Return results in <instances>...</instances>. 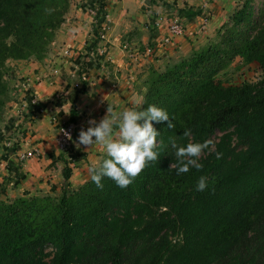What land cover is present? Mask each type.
I'll return each mask as SVG.
<instances>
[{
	"label": "trees",
	"instance_id": "obj_1",
	"mask_svg": "<svg viewBox=\"0 0 264 264\" xmlns=\"http://www.w3.org/2000/svg\"><path fill=\"white\" fill-rule=\"evenodd\" d=\"M259 1L242 0L216 41L149 70L137 110L162 108L175 128L153 122L164 144L159 161L127 188L105 177L103 189L90 179L60 195L11 199L0 189V264H264V6L257 10ZM99 8L101 24L105 14ZM70 9L71 0H0V110L10 101L11 64L44 61ZM236 60L258 64L260 80L226 86L220 76ZM87 90L84 82L77 95ZM189 129L191 136L185 137ZM169 137L178 147L218 141L200 157L202 170L177 175L170 168L176 158ZM201 176L208 180L204 191L197 190Z\"/></svg>",
	"mask_w": 264,
	"mask_h": 264
},
{
	"label": "crops",
	"instance_id": "obj_2",
	"mask_svg": "<svg viewBox=\"0 0 264 264\" xmlns=\"http://www.w3.org/2000/svg\"><path fill=\"white\" fill-rule=\"evenodd\" d=\"M81 1V6H73L69 12L44 61L11 64L10 101L0 110V189L4 188L11 197L56 195L65 187L89 181L92 167L98 166L106 153L99 144L89 149L77 148L80 130L90 126V119L99 122L107 114L108 103L117 112L139 107L135 101L143 100V84L149 70L163 68L170 62L171 53L184 44L180 37L171 46H159L169 38L173 21H181L189 33L202 23L201 15H209L213 20L208 29L203 28L207 30L203 35L211 34L223 25L224 14L240 2ZM208 1L213 3V10ZM90 2L101 5L105 14L103 24L95 23L89 15ZM178 10H184L181 17ZM126 45L130 48L128 52L123 49ZM67 48L72 52L69 58L61 52ZM149 48L152 55L146 54ZM82 75L86 76L88 90L77 95L76 84ZM35 104L43 108H35ZM73 112L76 113L73 146L69 152L60 153L56 137L62 125L72 123ZM31 150L39 151V157L20 162L19 155Z\"/></svg>",
	"mask_w": 264,
	"mask_h": 264
},
{
	"label": "clouds",
	"instance_id": "obj_3",
	"mask_svg": "<svg viewBox=\"0 0 264 264\" xmlns=\"http://www.w3.org/2000/svg\"><path fill=\"white\" fill-rule=\"evenodd\" d=\"M47 11H52L48 9ZM136 105H142V100H136ZM167 122V128L174 129L175 125L169 118L167 111L155 105H149L143 110L130 108L117 112L114 106L108 103L107 114L97 122L90 119L86 130L81 129L78 136L77 148L84 146L89 149L97 144L104 147L107 158L91 169V180L100 189H103V178H108L121 188H127L149 166L158 162L163 141L157 140L160 132L154 123ZM115 133V134H114ZM72 139L69 133H65ZM185 137L191 136V130H186ZM171 147L175 150L176 163L170 168L177 169V175H182L191 168L202 170L199 163L205 150H213L214 142L209 139L202 143L189 142L186 146H177L175 138L169 137ZM221 154L217 153V158ZM208 186L206 176H201L197 183V190L204 191Z\"/></svg>",
	"mask_w": 264,
	"mask_h": 264
},
{
	"label": "rangeland",
	"instance_id": "obj_4",
	"mask_svg": "<svg viewBox=\"0 0 264 264\" xmlns=\"http://www.w3.org/2000/svg\"><path fill=\"white\" fill-rule=\"evenodd\" d=\"M209 1L211 2L212 0H209ZM209 1L207 2V4H208L210 10H213L214 9L213 3H209ZM241 2H242V0H240V2L238 4H241ZM81 4H83V1H81V0H71L70 11L74 8L73 6H81ZM89 4H91V2L88 3V7H89ZM94 5H96L97 8L99 7V4H97L96 2L92 6L94 7ZM262 6H264V0L257 2V10H258V8H260ZM237 8H238V6L235 5V8L232 11H230L227 14L225 13L224 14L225 18L222 20L224 22L223 25L219 26L220 28L218 27L219 29H217L215 32H213L211 34H209V32L206 33L207 36H206V34L203 35L205 32H207V30L205 31L203 29V25L201 23H200L199 27L195 26V28L191 29L189 33L187 32L188 28H186L184 26L185 33L182 36L183 40H184L183 41L184 44L181 48H178L171 53V56H169L170 63L177 62L184 57L186 58V57L191 55L193 50L200 49L201 47H204L206 44L216 41V39L218 38V36H217L218 32L220 30H222V28L225 24L228 23L230 16L234 13V11ZM94 9H92V11ZM87 11H89V9ZM88 13L90 15V12H88ZM207 16H208V19H207L208 23L205 26L208 29V25H210L209 23L211 22V20H213V18L209 15H207ZM177 22H180V21L177 20ZM167 46H171V45L169 44ZM261 76H262V71H261L260 66L258 64L254 63L252 65L243 66L240 60H236L233 63V65L230 67V69L226 73H224L220 76V79L224 82V84L226 86H231V85L232 86H240L243 83H256L260 80ZM217 141H218V137H215L213 139V142H217ZM101 161H102V159H101ZM60 193L56 194V195H60ZM40 196H45V194L40 195ZM8 197L11 199L14 198V197H11L9 195H8ZM2 198H4V197H2Z\"/></svg>",
	"mask_w": 264,
	"mask_h": 264
},
{
	"label": "built area",
	"instance_id": "obj_5",
	"mask_svg": "<svg viewBox=\"0 0 264 264\" xmlns=\"http://www.w3.org/2000/svg\"><path fill=\"white\" fill-rule=\"evenodd\" d=\"M163 1V0H162ZM95 2L89 4V11L90 12V15L91 17H93V20H95V23L99 24L98 23V19L97 17L100 15V8L96 7V5H94V7L92 6ZM95 8V9H94ZM92 9H94L92 11ZM102 19V18H101ZM207 19L208 17H205L203 20H202V25H203V28L204 26L208 23L207 22ZM105 18L102 19V24L104 22ZM161 20V19H160ZM159 20V21H160ZM185 33V28L184 26L180 23V22H177V20L173 21L170 26H169V38L167 39H164L162 40V42L159 44V46H167V45H172L173 44V40L176 39V38H180L183 36V34ZM101 39H105V36L104 34L101 35ZM124 51H130L129 49V46H124L123 47ZM62 55L66 58H69L72 56V52L70 51V49H65L62 51ZM146 54L147 55H152L153 54V50L151 48H149L147 51H146ZM137 58V57H135ZM87 79H86V76L85 75H82L81 76V81L76 84V89L77 90H80L82 88V83L86 82ZM65 133H69L72 137V139H69L68 136L65 134ZM75 134H76V125L73 124V123H68V124H64L61 126V128L59 129L58 131V134H57V137H56V148L57 150L60 152V153H67L71 150L72 146H73V142H74V137H75ZM40 155V152L39 151H27V152H23L19 155V160L20 162H25L31 158H35V157H39Z\"/></svg>",
	"mask_w": 264,
	"mask_h": 264
}]
</instances>
